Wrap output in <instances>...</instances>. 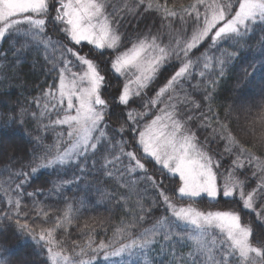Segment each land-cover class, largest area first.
<instances>
[{
	"label": "snow or ice",
	"instance_id": "snow-or-ice-1",
	"mask_svg": "<svg viewBox=\"0 0 264 264\" xmlns=\"http://www.w3.org/2000/svg\"><path fill=\"white\" fill-rule=\"evenodd\" d=\"M0 42V158L9 148L23 151L31 169L13 173L16 199H0V264H125L153 252L145 264H264V88L260 134L245 139L232 127L234 113L238 123L248 107L251 81L241 62L264 65V0H194L179 12L161 0H0ZM38 64L52 82L8 107L14 90L6 85ZM237 65L243 74L224 89ZM222 92L230 95L220 104ZM33 123L36 134L21 149L16 133L22 140ZM41 130L55 133L56 143L44 147ZM41 169L73 175L27 191ZM80 183L84 211L97 202L94 189L131 219L113 238L108 222L98 242L90 229L70 257L57 232L71 222L72 205L61 220L22 199L43 189L64 196V185ZM204 200L235 207L202 210Z\"/></svg>",
	"mask_w": 264,
	"mask_h": 264
},
{
	"label": "trees",
	"instance_id": "trees-1",
	"mask_svg": "<svg viewBox=\"0 0 264 264\" xmlns=\"http://www.w3.org/2000/svg\"><path fill=\"white\" fill-rule=\"evenodd\" d=\"M194 0H161V3H166L170 9H174L177 12L180 11L182 7H187L188 4L193 3ZM1 47H6L5 44H2ZM35 61V57L33 59ZM36 62V61H35ZM253 63L254 66L249 68L248 63ZM29 63H33L30 62ZM39 64H42L39 61ZM38 64L37 68L28 71V74L21 79L20 82H11L6 85L7 90L9 92L14 93L11 95V99L9 100L7 97L5 98V102L8 104V107H12L17 103L23 105L25 101H30L31 97L34 95H39V87L41 85H46L51 83V78L44 74L43 67H40ZM243 68H246L249 73V80L251 81L247 88V111H243L239 114L238 123L235 122L236 114L234 113V123L232 125L233 128H238L240 130V136L247 139L251 138L253 134L259 135L262 129L259 126V113L261 109L257 107L261 101V89L264 88V65H261L260 62L250 61L247 57L245 60L241 62ZM171 71V69H169ZM242 69L241 65H237L233 69L232 80H225L223 84L224 89H231L233 84L235 83V78L241 76ZM3 79V77H0ZM163 79V77H161ZM26 83L27 87H23ZM230 95L228 92H222L220 98L217 100V103L223 104L225 103L224 97ZM3 107H0V111H4ZM255 122V125H254ZM48 123V118L44 117L41 119V126L43 124ZM36 124H32L31 128L28 124L23 126V139L20 137L22 135L21 131L16 133V143L23 149L29 139L28 133L31 132L33 136L35 133ZM193 131H196V128H193ZM40 135L45 137L44 147H49L56 143L55 133H45L41 130ZM202 135V133H201ZM67 147V145H64ZM28 159L32 158V145H27ZM17 156L16 160H10L9 158L13 155ZM23 161V164H21ZM28 160L24 159V152L18 151L16 152L14 149L9 148L7 155L0 158V199L3 201H7L9 198L16 199L15 193V177L13 173L24 172L25 174L29 173L31 169L27 167ZM16 165L13 168V165ZM251 174V173H249ZM60 175L63 176L64 179H70L73 175V170L68 169L65 175V170L63 169H41L36 175L29 177V185L25 184V188L27 191H33V188L30 185L35 184L39 187L44 181H46L51 176ZM87 181H91L92 177H86ZM51 187V184L48 185ZM71 191H68V189ZM81 192L79 198H75V194L77 191ZM87 190V185L85 183H80L78 185H64L62 191L64 192V196L47 195V189H43L45 192L44 195L36 196L34 198L24 197L22 199V205L26 208H30L35 204L37 208H46L49 214L53 217V219L60 218L63 220V215L66 210H68V205H72L71 212L69 215L70 223L65 224V228L62 230H58L57 239L61 241H66L64 245V251L67 255L72 257L75 253L80 251V248L77 247L73 251V241L80 246H84L87 244L89 236L92 235L90 229H94L97 235H92V238L97 242L101 239H105V228L108 227V222L111 223L114 227L107 231V238H113L115 228L122 227L121 221L127 223L131 218L126 217L124 215L125 209L117 210L114 207V202L107 203L106 200L102 201L101 197L97 196L94 189L91 193L92 196L95 197L97 202L88 204L87 211H84V206L79 203L80 199H83V191ZM105 190H110V186H105ZM65 197H67V204L65 203ZM87 203V202H85ZM214 202L204 200L200 207L203 210L207 208V210H231L235 205H225L221 204L215 208L211 207ZM159 215V213H157ZM35 218V217H32ZM246 222L252 221L253 217L251 215H247L243 217ZM88 226V228L85 227ZM103 225V227H101ZM50 226V225H49ZM147 226H151L150 224ZM257 232L260 229H256ZM82 233H88L87 235ZM185 254L187 252L185 251ZM151 255H155V252L145 255L139 254L133 257H126L125 264H129L130 261H137L138 264H145L146 260L150 258ZM37 260H42L44 257L41 255L39 257H34ZM87 259V257H84Z\"/></svg>",
	"mask_w": 264,
	"mask_h": 264
},
{
	"label": "rangeland",
	"instance_id": "rangeland-1",
	"mask_svg": "<svg viewBox=\"0 0 264 264\" xmlns=\"http://www.w3.org/2000/svg\"><path fill=\"white\" fill-rule=\"evenodd\" d=\"M178 27V26H177ZM183 37H179V39H182ZM165 43H167V39L165 40ZM3 42H0V47L2 46ZM49 55H52V56H58L59 53L57 52H52L51 50H49ZM43 55H45V53H43V50H41V56H40V62L43 63ZM33 56L35 57V53L33 54ZM30 62H35L33 60H29Z\"/></svg>",
	"mask_w": 264,
	"mask_h": 264
}]
</instances>
